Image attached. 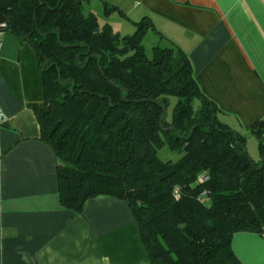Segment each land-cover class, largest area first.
I'll list each match as a JSON object with an SVG mask.
<instances>
[{"label":"trees","instance_id":"obj_1","mask_svg":"<svg viewBox=\"0 0 264 264\" xmlns=\"http://www.w3.org/2000/svg\"><path fill=\"white\" fill-rule=\"evenodd\" d=\"M90 1L0 0V25L33 48L43 72L35 115L57 160L60 205L124 201L151 264H240L232 236L264 234V120L251 127L254 161L179 48L147 56V18L121 35L83 13ZM164 147L179 159L160 160Z\"/></svg>","mask_w":264,"mask_h":264},{"label":"crops","instance_id":"obj_2","mask_svg":"<svg viewBox=\"0 0 264 264\" xmlns=\"http://www.w3.org/2000/svg\"><path fill=\"white\" fill-rule=\"evenodd\" d=\"M104 4L124 16L106 15ZM83 13L118 33L114 24L126 22L133 33L134 23L147 18L153 29L146 35L187 56L220 121L245 138L247 150L254 140L253 160H260L251 127L264 120V0H91ZM42 106L37 54L6 32L0 47V264H151L124 201L97 196L81 212L60 205L57 160L40 139L35 115ZM231 249L240 264H264V234L235 233Z\"/></svg>","mask_w":264,"mask_h":264},{"label":"rangeland","instance_id":"obj_3","mask_svg":"<svg viewBox=\"0 0 264 264\" xmlns=\"http://www.w3.org/2000/svg\"><path fill=\"white\" fill-rule=\"evenodd\" d=\"M96 4L99 6L100 3H95L93 2L92 5L93 6H96ZM100 8V10H99ZM95 9H97V11L99 12H102L103 11V8L101 7H96ZM100 23H104V20L102 19V17L100 18ZM114 24V22H113ZM124 25L122 26H116V24H114V29L115 30H118L122 35H125L126 33L128 34H131L132 30H131V25H129L128 23L124 22L123 23ZM130 31V32H129ZM156 45H159V42L158 40L156 39V36L153 35L152 33H148L145 37V39L143 40V46L145 48V53L147 56H151V50L154 46ZM161 47H165L168 45L165 43V42H162L160 44ZM255 141L254 140H251L249 142V146H248V154L249 156L252 158V159H255V157L253 156L255 154V146H254V143ZM247 148V147H246ZM158 157L160 160L162 161H172V162H175L176 160L179 159L180 155L177 154L176 152H172L170 151L169 149H167L166 147H164L163 149L159 150L158 153H157Z\"/></svg>","mask_w":264,"mask_h":264},{"label":"built area","instance_id":"obj_4","mask_svg":"<svg viewBox=\"0 0 264 264\" xmlns=\"http://www.w3.org/2000/svg\"><path fill=\"white\" fill-rule=\"evenodd\" d=\"M5 33H6V32L4 31L3 26L0 25V47H1V45H2L3 37H4ZM199 180H200L201 182H204V181L207 180V177H206V176H205V177H201Z\"/></svg>","mask_w":264,"mask_h":264}]
</instances>
